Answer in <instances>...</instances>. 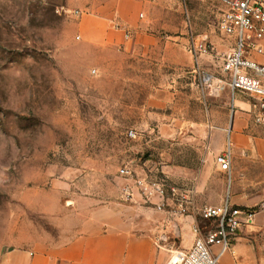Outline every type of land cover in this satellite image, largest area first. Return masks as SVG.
Segmentation results:
<instances>
[{"label":"rangeland","instance_id":"1","mask_svg":"<svg viewBox=\"0 0 264 264\" xmlns=\"http://www.w3.org/2000/svg\"><path fill=\"white\" fill-rule=\"evenodd\" d=\"M222 9L218 0H0V254L68 241L90 209L124 200L122 167L183 191L219 176L229 193L236 167L230 176L206 157L214 132L223 152L233 144V95L223 90L228 109L205 108L190 49L191 34L212 43L200 69L223 78L233 44L219 30ZM237 95L252 107L243 132L263 144L256 101ZM212 110L224 131L209 128Z\"/></svg>","mask_w":264,"mask_h":264},{"label":"crops","instance_id":"2","mask_svg":"<svg viewBox=\"0 0 264 264\" xmlns=\"http://www.w3.org/2000/svg\"><path fill=\"white\" fill-rule=\"evenodd\" d=\"M233 42L234 38H231L229 44ZM214 91L202 90L197 98L204 100L206 109H228L222 100L224 91ZM238 96L237 93L234 95L232 106L231 173L233 167L237 170L233 171L228 194L226 180L213 176L212 181H204L188 190L189 210L186 214L176 211L175 203H170V212L177 217L169 215L166 209L157 210L138 195L130 201L124 198L102 204L89 210L68 241L46 239L32 248H10L0 254V264H172L179 261L196 239L192 228L198 221L196 211L206 205H221L227 198L236 206L253 209L256 215L252 224L241 228L233 241V251L221 257L219 264H264V143L243 132L250 124L252 107ZM239 106L246 111L235 110ZM186 109L192 108L188 104ZM210 114L209 128L224 131L225 119L216 117L214 110ZM219 135L218 132L211 134L208 161L223 152L215 144ZM169 225L177 239L166 243L168 235L164 227Z\"/></svg>","mask_w":264,"mask_h":264},{"label":"built area","instance_id":"3","mask_svg":"<svg viewBox=\"0 0 264 264\" xmlns=\"http://www.w3.org/2000/svg\"><path fill=\"white\" fill-rule=\"evenodd\" d=\"M222 5L219 30L227 37L234 38L233 45L222 53L223 78L200 69L201 57L212 53L215 48L205 37L191 34V52L197 64L198 85L202 90L221 91L229 88L233 95L244 93L251 96L260 109L256 117L264 120V0H218ZM114 28L122 34L124 40L132 33L122 22L116 21ZM225 78V80H224ZM234 109H232V112ZM130 136H135L130 131ZM215 157L222 172L231 176V146ZM126 180L122 190L123 197L130 201L138 195L145 203L152 204L159 211L166 205L175 203L176 211L182 215L189 210V192L166 184L165 180L146 176L133 177L128 167L119 169ZM200 217L214 228L201 226L199 220L193 224L196 239L192 247L172 264H219L221 257L233 251V241L242 227L250 225L255 219V211L247 207L234 205L227 198L221 205H206L200 211ZM217 248L215 251L214 248Z\"/></svg>","mask_w":264,"mask_h":264}]
</instances>
